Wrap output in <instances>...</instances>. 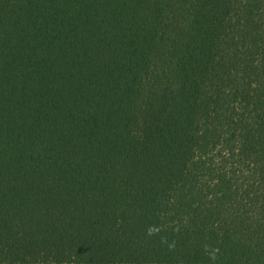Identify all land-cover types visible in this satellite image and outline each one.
<instances>
[{
  "label": "trees",
  "instance_id": "obj_1",
  "mask_svg": "<svg viewBox=\"0 0 264 264\" xmlns=\"http://www.w3.org/2000/svg\"><path fill=\"white\" fill-rule=\"evenodd\" d=\"M0 264H264V0H0Z\"/></svg>",
  "mask_w": 264,
  "mask_h": 264
}]
</instances>
